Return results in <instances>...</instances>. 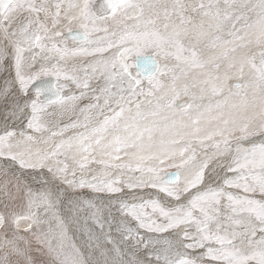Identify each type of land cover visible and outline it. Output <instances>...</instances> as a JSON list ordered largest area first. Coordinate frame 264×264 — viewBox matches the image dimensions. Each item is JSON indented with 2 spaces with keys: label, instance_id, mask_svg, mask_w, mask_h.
I'll return each instance as SVG.
<instances>
[{
  "label": "snow or ice",
  "instance_id": "obj_1",
  "mask_svg": "<svg viewBox=\"0 0 264 264\" xmlns=\"http://www.w3.org/2000/svg\"><path fill=\"white\" fill-rule=\"evenodd\" d=\"M0 264H264V0H0Z\"/></svg>",
  "mask_w": 264,
  "mask_h": 264
}]
</instances>
